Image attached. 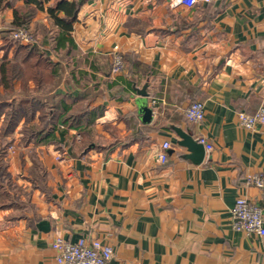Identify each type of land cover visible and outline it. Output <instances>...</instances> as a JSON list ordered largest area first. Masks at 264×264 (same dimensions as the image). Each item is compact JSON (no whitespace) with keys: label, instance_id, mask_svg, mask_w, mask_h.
Segmentation results:
<instances>
[{"label":"crops","instance_id":"0c3cea01","mask_svg":"<svg viewBox=\"0 0 264 264\" xmlns=\"http://www.w3.org/2000/svg\"><path fill=\"white\" fill-rule=\"evenodd\" d=\"M29 1L0 7V264H57L58 235L108 244L110 264H264V238L231 225L238 197L264 219V185L246 182L264 180V128L237 119L264 105V0ZM61 2L77 4L71 31ZM14 9L31 12L21 50L1 45ZM196 101L200 123L184 116ZM175 129L212 146L202 162Z\"/></svg>","mask_w":264,"mask_h":264},{"label":"built area","instance_id":"2783aa9c","mask_svg":"<svg viewBox=\"0 0 264 264\" xmlns=\"http://www.w3.org/2000/svg\"><path fill=\"white\" fill-rule=\"evenodd\" d=\"M214 0H179L185 7H192L197 3H209ZM14 39L21 42H30V35L24 32H14ZM112 73L119 74L124 70L122 55L117 47L113 48ZM187 120L200 123L204 119V105L201 102H192L184 112ZM238 124L246 130H253L255 126L260 125L264 128V105L260 106L255 113L246 114L237 113ZM198 142L205 146L206 150H211L212 146L208 144L205 138H199ZM170 147L168 142L162 144L163 150ZM158 162L164 164L167 161V154L161 151L157 156ZM247 184H253L257 187L264 185V180L260 175H249ZM233 230L245 234H253L260 239L264 238V219L262 210L255 204L250 203L244 197H238L231 209ZM52 249L56 252L57 264H110L113 258L111 247L97 239L81 238L76 242L65 240L58 235L52 242Z\"/></svg>","mask_w":264,"mask_h":264},{"label":"trees","instance_id":"16d2710c","mask_svg":"<svg viewBox=\"0 0 264 264\" xmlns=\"http://www.w3.org/2000/svg\"><path fill=\"white\" fill-rule=\"evenodd\" d=\"M30 1L27 0V2H25V4H29ZM32 3V2H31ZM2 6V0H0V7ZM58 9H61L64 14H65V20H58L57 22L60 23H64V28L67 31H71V25H72V21L74 19V17L76 16L77 13V4L74 2H61L59 3V5H57ZM31 17V12L26 11L25 13H21L19 9H14L13 11V22H12V27L6 31V33L4 34V36L1 37L2 40V48L7 49V48H11L14 47L16 50H21V49H25V47H23V45H21L22 43H20L21 41L18 39H14L12 37V34L14 32H24L29 34V30L27 27V24L30 20ZM72 40L69 37L68 38V42L70 43ZM26 54L23 57V61L26 62L28 65H33L34 68H39V67H47L46 64L41 63L40 61L37 62V60L35 58H37L38 60H41V58L43 57V55L41 53H34V51H27L25 52ZM34 60L36 63H34L32 60ZM27 60V61H26ZM42 62H46V60H43ZM51 68V65H48ZM11 68L10 65L6 62H1L0 63V85L3 84L2 81V76L4 74V70L6 68ZM29 74H31L29 72ZM33 74V72H32ZM41 74H46V69H44V72ZM49 74H52V70L49 71ZM35 76V74H34Z\"/></svg>","mask_w":264,"mask_h":264},{"label":"water","instance_id":"95a60500","mask_svg":"<svg viewBox=\"0 0 264 264\" xmlns=\"http://www.w3.org/2000/svg\"><path fill=\"white\" fill-rule=\"evenodd\" d=\"M146 85L141 89H136V93L139 96L138 100V113L140 114V121L143 124L150 123L152 121V109L148 107V94L146 92ZM176 134L179 136L180 141L178 145L187 148L191 153L190 159L196 164L202 162L204 158V147L202 144L194 140L191 134L185 133L180 129H175Z\"/></svg>","mask_w":264,"mask_h":264}]
</instances>
